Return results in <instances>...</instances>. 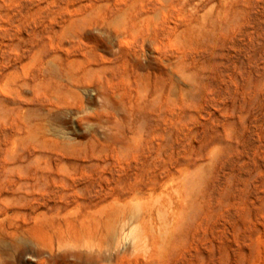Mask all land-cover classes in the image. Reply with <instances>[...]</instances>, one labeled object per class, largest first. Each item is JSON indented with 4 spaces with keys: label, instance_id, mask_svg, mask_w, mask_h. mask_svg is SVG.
<instances>
[{
    "label": "rangeland",
    "instance_id": "1",
    "mask_svg": "<svg viewBox=\"0 0 264 264\" xmlns=\"http://www.w3.org/2000/svg\"><path fill=\"white\" fill-rule=\"evenodd\" d=\"M0 264H264V0H0Z\"/></svg>",
    "mask_w": 264,
    "mask_h": 264
}]
</instances>
